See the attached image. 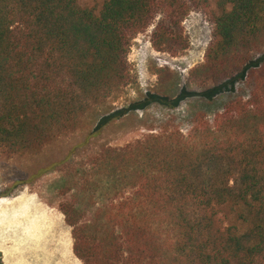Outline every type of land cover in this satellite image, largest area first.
Listing matches in <instances>:
<instances>
[{
	"label": "trees",
	"instance_id": "1",
	"mask_svg": "<svg viewBox=\"0 0 264 264\" xmlns=\"http://www.w3.org/2000/svg\"><path fill=\"white\" fill-rule=\"evenodd\" d=\"M192 1L212 9L213 41L189 75L205 110L83 151L119 112L42 171L62 173L82 264H264V0ZM191 11L185 0H0V147L17 155L79 132L130 84L133 37L160 16L153 47L176 56ZM195 94L149 101L175 110Z\"/></svg>",
	"mask_w": 264,
	"mask_h": 264
},
{
	"label": "rangeland",
	"instance_id": "2",
	"mask_svg": "<svg viewBox=\"0 0 264 264\" xmlns=\"http://www.w3.org/2000/svg\"><path fill=\"white\" fill-rule=\"evenodd\" d=\"M185 1L192 7L183 22L184 36L189 42L186 50L176 56L155 50L152 37L161 19L159 16L146 31L131 40L130 84L96 106L79 132L58 138L40 150L17 155L0 147V264H82L74 254L73 230L61 211L62 204L71 200L70 196L63 195L62 173L42 171L86 141L104 118L128 113L104 125L83 151H97L105 146L124 147L157 131L162 121L172 115L205 110L204 102L198 97L205 89L191 85L189 75L205 62L213 41L212 9L197 6L192 0ZM81 2L92 4V0ZM263 55L264 51L255 55L258 65ZM240 83L229 88H237ZM182 91L196 93L195 98L175 110L158 100L149 101L151 96L173 100ZM143 103V108H133ZM96 210L86 209V221H92Z\"/></svg>",
	"mask_w": 264,
	"mask_h": 264
},
{
	"label": "crops",
	"instance_id": "3",
	"mask_svg": "<svg viewBox=\"0 0 264 264\" xmlns=\"http://www.w3.org/2000/svg\"><path fill=\"white\" fill-rule=\"evenodd\" d=\"M6 255V254H5Z\"/></svg>",
	"mask_w": 264,
	"mask_h": 264
}]
</instances>
